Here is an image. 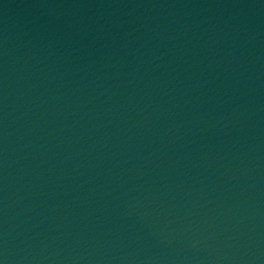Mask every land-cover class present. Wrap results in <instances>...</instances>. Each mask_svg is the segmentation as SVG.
I'll list each match as a JSON object with an SVG mask.
<instances>
[{
  "label": "water",
  "instance_id": "water-1",
  "mask_svg": "<svg viewBox=\"0 0 264 264\" xmlns=\"http://www.w3.org/2000/svg\"><path fill=\"white\" fill-rule=\"evenodd\" d=\"M0 264H264V0H0Z\"/></svg>",
  "mask_w": 264,
  "mask_h": 264
}]
</instances>
